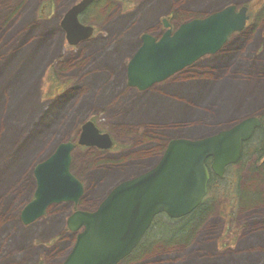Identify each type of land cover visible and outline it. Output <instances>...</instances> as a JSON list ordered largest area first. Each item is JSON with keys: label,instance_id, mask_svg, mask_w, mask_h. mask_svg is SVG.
I'll return each instance as SVG.
<instances>
[{"label": "rangeland", "instance_id": "obj_1", "mask_svg": "<svg viewBox=\"0 0 264 264\" xmlns=\"http://www.w3.org/2000/svg\"><path fill=\"white\" fill-rule=\"evenodd\" d=\"M13 1H19L15 8L0 0V199L7 196L0 264H62L76 239L67 229L69 215L91 211L117 183L151 168L168 140L198 139L247 117L264 118V0H97L82 18L96 33L77 47L68 45L61 21L82 0ZM230 4L248 6L251 18L222 51L147 91L128 87L126 66L143 34L159 37L168 15L177 27ZM51 76L56 82L50 88ZM15 98L23 99L15 104ZM7 111L15 116L9 119ZM88 120L116 148L98 153L77 147L72 173L85 185L79 205H52L24 225L35 165L61 142L78 138ZM262 160L244 158L216 185L235 186L241 176L234 204L211 196L185 224L158 218L146 244L121 264H264V191L255 177ZM24 172L27 185L24 179L17 191ZM177 225L189 229L186 246L181 231H158Z\"/></svg>", "mask_w": 264, "mask_h": 264}, {"label": "water", "instance_id": "obj_2", "mask_svg": "<svg viewBox=\"0 0 264 264\" xmlns=\"http://www.w3.org/2000/svg\"><path fill=\"white\" fill-rule=\"evenodd\" d=\"M95 0H82L61 21L67 43L77 46L90 39L94 28L79 21ZM248 7L237 11L226 6L202 19H193L170 28L157 40L144 34L126 68L127 85L140 92L161 84L204 57L216 55L236 33L245 30ZM262 127L260 117L251 116L198 139H173L163 155L149 169L117 184L95 212H76L67 221L76 242L63 264H118L137 249L156 216L171 219L191 215L202 204L210 181L206 166L222 178L227 167L242 158L243 144ZM78 145L110 150L113 140L102 134L92 121L83 124ZM74 142L60 143L38 163L33 175L34 200L21 212V221L30 225L43 217L48 207L78 203L84 186L72 171Z\"/></svg>", "mask_w": 264, "mask_h": 264}, {"label": "trees", "instance_id": "obj_3", "mask_svg": "<svg viewBox=\"0 0 264 264\" xmlns=\"http://www.w3.org/2000/svg\"><path fill=\"white\" fill-rule=\"evenodd\" d=\"M43 13V12H42ZM14 18H13V23L15 24L17 21H19V13L17 12L16 13V15H14L13 16ZM34 73H35V70H34V72H33V78H34ZM31 82H32V80H31ZM55 78H54V76H51V79H50V88H51V86L53 85V83L55 84ZM50 94V93H49ZM22 99L23 98H15V100H14V103L15 104H20L21 103V101H22ZM6 105V104H5ZM11 105V104H10ZM10 105L8 106V107H10ZM6 110H7V108H5L4 109V113L6 112ZM8 112V118L9 119H11V118H13L15 115V113H13L12 111H7ZM12 112V113H11ZM260 118H261V120H262V122H263V126L261 127V128H259L256 132H255V134H254V137H252V139L251 140H249L248 142H246V143H244L243 144V155H242V159H241V162H242V160L244 159V158H250L251 156H256V157H258V160L259 161H261L262 159H263V155H264V118L263 117H261L260 116ZM182 123H180V126H181V128L183 127H185L187 124H186V122H185V120L183 121H181ZM164 127H165V125H164ZM50 130V129H49ZM200 130H198V129H193L192 131H190V132H199ZM48 133H50V132H48V130H47V134ZM37 134H39V133H37ZM45 135V134H44ZM54 136V135H53ZM52 136V137H53ZM257 143V144H256ZM53 152V151H52ZM263 161V160H262ZM208 164H209V162L207 163V166H208ZM258 165H261V170L260 171H258L257 172V174L256 175H258V176H256L255 175V177H259L260 178V181H257V183H258V187L260 188V189H262L263 191H264V189L261 187V184H262V186L264 187V178H262V169H264V165H263V162H261L260 164H258ZM232 168H229L228 169V173H229V171L231 170ZM23 178H21V180H20V182L18 183V184H16L15 185V187H14V189L15 190H17L18 191V188H19V185L20 184H22L23 185V181H24V179H25V185H27V174H25V172L23 173ZM241 177V176H240ZM263 182V183H262ZM221 182H220V180H219V178H217L216 176H214L213 174H212V176H211V181H210V185H209V189H210V194L213 196V199H215V197L216 198H218V199H216L215 201H219L220 199H224V200H227V201H230V203L232 202L233 204L235 203V201L237 200V198H235L236 196H238L239 195V192H238V190H237V185H233V186H226V187H224L223 186V188H222V190L221 189H218V190H216V185H219ZM227 185V184H226ZM2 197V196H1ZM5 199H7V196H4L3 195V198H1L0 199V213H1V211L2 210H4L5 209V207H6V200ZM229 203V204H230ZM203 210H205V207H202L201 209H199V211H197V212H195L192 216H190L189 218H185V219H183V220H170L168 217H166V218H168L167 220H168V223H171V224H174V223H181V224H185L186 222H188V221H190V220H193L194 218H195V216L199 213V212H201V211H203ZM9 213V212H8ZM170 230V233L169 234H171V235H177V233L179 232V231H181V235H180V240H183L182 241V243H183V245H182V247L183 246H186L187 244H188V242H187V240L188 239H186L187 238V236H186V234H187V232L189 231V229H187V228H185V226L183 227V226H181V225H177L176 227L175 226H172V227H169V228H167V227H164L163 229H159L158 231L159 232H161V231H165V232H168ZM198 232V231H197ZM154 232H152V233H148L149 235L148 236H146L145 237V239L143 240V242L145 241V240H148L149 239V237H150V235H152ZM161 235V234H160ZM162 236V235H161ZM196 238H194V240H195ZM192 241V242H195V241ZM141 243L142 245H144V244H146V242L145 243ZM178 247V246H177ZM176 248V247H175ZM136 250H138V249H136Z\"/></svg>", "mask_w": 264, "mask_h": 264}, {"label": "flooded vegetation", "instance_id": "obj_4", "mask_svg": "<svg viewBox=\"0 0 264 264\" xmlns=\"http://www.w3.org/2000/svg\"><path fill=\"white\" fill-rule=\"evenodd\" d=\"M97 0H95V2H96ZM102 1H104V0H102ZM94 2V3H95ZM93 3V4H94ZM92 4V5H93ZM91 5V6H92ZM230 5H235V4H230ZM90 6V7H91ZM227 6H229V5H227ZM236 7H237V11H239V9H240V7L238 6V5H235ZM73 7V6H72ZM90 7L87 9V10H89L90 9ZM226 7V6H225ZM87 10L83 13V14H81L80 16H79V21L81 22V23H83L81 20H82V18H83V16L85 15V13L87 12ZM69 11V10H68ZM207 17V16H206ZM202 18H205V17H199V18H196V19H202ZM249 18H251V16H250V10H249ZM165 20H167V22L169 23V25H170V28H172V29H174L176 26L175 25H173L172 24V16H170V15H168V16H166V18H164L162 21H161V24H162V26H163V32H162V34L159 36V37H156L157 39H159L164 33H165V31H166V27H165ZM193 20V19H192ZM189 21H191V20H189ZM188 22V21H187ZM186 23V22H185ZM84 25H87V24H85V23H83ZM249 24V23H248ZM248 24H247V27H248ZM88 26V25H87ZM96 33V29L94 28V34ZM93 34V35H94ZM144 35V34H143ZM142 35V36H143ZM141 36V37H142ZM154 37V36H153ZM141 43V42H140ZM130 61V60H129ZM129 61H128V63H129ZM128 63H127V65H128ZM196 64V63H195ZM194 64V65H195ZM193 66V65H192ZM192 66H190V67H188V68H191ZM126 68H127V66H126ZM188 68H186V69H184V70H182L181 72H179V73H177V74H175L174 76H176V75H178V74H180V73H182V72H184V71H186ZM173 76V77H174ZM172 77V78H173ZM156 86H158V84L157 85H155V86H153L152 88H154V87H156ZM254 137V136H253ZM168 142V141H167ZM167 145H168V143H166L165 145H164V147H163V152L165 151V149H166V147H167ZM116 143H114L113 144V147L110 149V150H114L115 148H116ZM79 148H85V147H79ZM87 149H94L96 152H98V153H106L107 151H109V150H103V149H99V148H96V147H89V148H87ZM111 151V152H112ZM163 152H162V154H163ZM237 165H234V166H231V167H229V168H235ZM228 168V169H229ZM228 169L226 170V173H225V175H224V177H222V178H219V180H220V182L222 183V182H225V178H226V175H227V173H228ZM211 173H212V171L210 172V175H211ZM212 176V175H211ZM239 178H240V176L238 175H236V178L234 179V183H236L237 184V182L239 181ZM235 184V185H236ZM85 186V185H84ZM85 195V194H84ZM212 195L210 194V189H208V193H207V196H206V198H205V200H204V202H203V205L200 207V208H202V207H204V204L206 203V201L208 200V198L210 199V197H211ZM239 196V195H238ZM238 196H236L235 198H237ZM84 197V196H83ZM240 198V197H239ZM82 199H80L79 200V202L81 201ZM102 201H103V198L94 206V208L91 210V211H85V212H88V213H91V212H95L97 209H98V207L100 206V204L102 203ZM215 201V200H214ZM79 202L78 203H67V204H70L71 206H74V205H76V206H78L79 205ZM61 204H63V203H61ZM56 205H59V204H56ZM199 208V209H200ZM230 209V208H229ZM77 211H82V210H76V211H74L73 213H75V212H77ZM198 211V210H197ZM229 213V215L230 216H234L235 215V208H232V210L230 211V212H228ZM194 214V213H193ZM193 214H191L190 216H192ZM163 215H158V216H156L155 217V219H154V221H153V223H152V225H151V227L149 228V231L151 230V228H152V226L154 225V223L156 222V220L158 219V218H160V217H162ZM189 216V217H190ZM189 217H187V218H189ZM69 218V217H68ZM68 218H67V220H68ZM67 222V221H66ZM68 229V228H67ZM75 243V242H74ZM74 246V245H73ZM130 257V256H129ZM129 257H127V258H129ZM126 258V259H127ZM125 260V259H124Z\"/></svg>", "mask_w": 264, "mask_h": 264}, {"label": "bare ground", "instance_id": "obj_5", "mask_svg": "<svg viewBox=\"0 0 264 264\" xmlns=\"http://www.w3.org/2000/svg\"><path fill=\"white\" fill-rule=\"evenodd\" d=\"M5 1H6V0H5ZM7 1H8V2H11L10 7H12V8H15V7L17 6L18 2H19V1H13V0H7ZM12 1H13V2H12ZM22 1H23V0H22ZM91 5H92V4H91ZM91 5H90V6H91ZM90 6H89V7H90ZM6 15H7V14H6ZM65 36H66V34H65ZM88 121H89V120H88ZM81 129H82V128H81ZM80 133H81V132H80ZM79 136H80V134H79ZM180 138H187V137H174V138L168 140V143H169L171 140H173V139H180ZM187 139H197V138H187ZM66 142H68V141H66ZM61 143H62V142H61ZM115 186H116V185H115ZM115 186H113V188H114ZM113 188H111V189H113ZM84 189H85V186H84ZM111 189L106 193L105 196H108V195H109ZM34 194H35V193H34ZM84 194H85V192H84ZM84 194H83V196H84ZM83 196H82L80 199H82ZM33 200H34V199H33ZM33 200H32V201H33ZM32 201H31V202H32ZM31 202H30V203H31ZM30 203H29V204H30ZM54 205H56V204H54ZM51 206H52V205H51ZM48 208H49V207H48ZM200 209H201V208H200ZM197 210L199 211V209H197ZM197 210H196L195 212H197ZM46 211H47V210H46ZM195 212H194V213H195ZM72 249H73V248H72ZM72 249H71V250H72ZM134 253H135V251L132 252V254H134ZM69 254H70V252H69ZM69 254H68V255H69ZM132 254H131V255H132ZM67 257H68V256H67ZM67 257L65 258V260L67 259ZM65 260L63 261V263L65 262ZM63 263H62V264H63ZM118 264H121V262L118 263Z\"/></svg>", "mask_w": 264, "mask_h": 264}]
</instances>
